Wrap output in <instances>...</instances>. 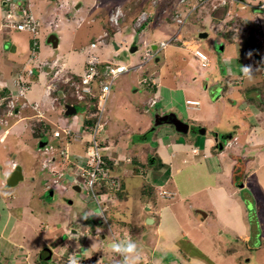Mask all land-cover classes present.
I'll return each instance as SVG.
<instances>
[{
  "label": "rangeland",
  "instance_id": "1",
  "mask_svg": "<svg viewBox=\"0 0 264 264\" xmlns=\"http://www.w3.org/2000/svg\"><path fill=\"white\" fill-rule=\"evenodd\" d=\"M5 1L0 0V89L9 87L14 104L26 102L27 107H20L18 114L0 115L2 135L3 130L17 123L4 142H0V183L11 171L13 160L22 166L24 174V180L13 188L5 189L0 185L2 263L18 264L14 260L16 255L22 260L27 257L26 264H37V253L48 246L54 251L51 264H64L63 257H70L74 251L93 254L100 264H126L125 259L131 264H264L263 132L260 126L253 127L252 132L255 131L251 136L242 134L240 143L223 150L217 149L214 140L218 134L220 141L226 144L229 131L234 132L238 127L245 129V123H254L252 114L249 115L251 103L246 101V91L241 92L240 88L258 84L264 77L259 75L255 63L249 68L245 59L234 60L238 51L241 57L253 42L254 24L251 21L243 23L252 19L250 7L239 9L233 0L225 7L232 15H223L218 20L225 19L224 25L236 21L242 29L246 25L245 30L237 28L240 34L249 31L240 36L242 40L227 43L224 31H217V25L209 17L219 10L224 11L221 6L214 8L217 4L214 0H10V9L20 3L25 11L33 13L38 21L36 35L3 25L7 21ZM246 1L248 4L251 0ZM108 5H113L108 12L109 25L104 16V8ZM132 6L142 7L137 15L144 11V15L158 16L150 20L142 36L131 27H124L123 21L120 31L111 22V16L119 8L126 19V12L130 11L126 8ZM24 10L19 12L18 21L24 18ZM188 11L190 15L179 40L170 42L157 54L159 62L149 60L138 70L149 49L143 41L153 44L170 40L174 34L173 25L166 24H176L177 15ZM236 13L240 16H235ZM129 20L132 22L133 17ZM106 25L116 32L105 39V44L92 48L91 43L100 39ZM262 25L264 29V21ZM200 32H208V36L200 38ZM53 33L59 38L56 48L47 43L48 36ZM34 39L38 42L36 60L32 57ZM4 40L17 46V53L6 56L2 50ZM196 45L207 54L213 67L201 65L194 53ZM133 47L137 49L132 50ZM222 47L227 49L225 56L219 55ZM89 55L101 62L130 67L125 75L123 73L114 81L103 117V122L109 123L106 144L117 152L122 148L123 157L114 158L118 186H111L115 191L103 192L109 191L110 196H101L102 212L94 201L87 200L85 186L80 192L74 188V184L83 183L80 169L73 168L60 155L64 148L68 149L70 157L74 149L82 152L84 143H92V133L82 130L76 141L65 140L63 135L59 139L53 137L54 126L48 123L50 128H38V135L34 134L35 123L32 124L34 120L30 117L26 121L28 126L25 122L18 124L21 117L35 112L32 104H38L40 110L45 111L54 98L61 100L62 106L69 102L76 105L78 112L70 117L87 113L90 107L79 105L67 81L70 76L83 73ZM6 57L11 64L6 62ZM62 62L66 65L62 66ZM25 63L26 69H32L34 75L24 82L29 86L26 98L17 102L14 97L18 96L20 88L14 74ZM48 65H56L59 69L55 68L54 72L60 71L57 85L62 86L65 97L45 93L49 82ZM173 74L177 76L174 78ZM140 77H154L160 82L154 93L159 105L200 127L195 135L179 133L168 124L155 126L157 112L154 108L147 112L152 119L146 132L138 131L133 122L120 119L127 113L125 119L129 120L133 106L145 104L152 96L150 89L138 83ZM64 83L70 89L64 88ZM262 86L264 92V84ZM188 99L199 100L200 104L187 106ZM137 121L142 123L140 119ZM201 128L206 134L199 133ZM163 132L172 136L162 137ZM99 138L103 141L102 135ZM248 139L250 144L243 149L242 142ZM42 140L47 142L44 148L39 145ZM169 141H173L171 145ZM194 147L199 154L193 153ZM51 152L56 161L50 163L47 158ZM128 156L134 157L136 162L126 161ZM51 166L59 168L62 174H53ZM236 167L240 169L236 179H241V169L246 173L257 169L249 182L235 183ZM148 183L165 186L169 195L162 196L156 187L153 200H146L145 196L141 199L142 186L146 184V188ZM38 206L45 209L40 211ZM203 211L207 214L205 218L199 214ZM109 227L119 246H109L114 242ZM72 231L78 235L73 236ZM128 243L135 245L131 252L126 250Z\"/></svg>",
  "mask_w": 264,
  "mask_h": 264
},
{
  "label": "built area",
  "instance_id": "2",
  "mask_svg": "<svg viewBox=\"0 0 264 264\" xmlns=\"http://www.w3.org/2000/svg\"><path fill=\"white\" fill-rule=\"evenodd\" d=\"M212 2V0H210ZM217 2L214 5V8H218L219 6L224 7L228 4L229 0H214ZM252 7L258 8L259 10H264V0H251ZM22 11L24 9H21ZM25 16L21 21H18L16 15H12L10 13L6 14V22L5 26L8 27H16L18 30H25L37 34L38 21L33 16L32 12L25 11ZM146 12L140 13L139 16L133 21V28L135 30L143 28L145 22L149 19L148 15H144ZM190 15V11L183 12L181 15H177L175 21L178 25L183 26ZM124 13L119 10L114 12L111 16V22L116 26L118 31L121 28L120 21L123 19ZM262 18L259 15H255L253 18V24L256 28L254 38L256 40V46H261L264 49V29L262 25ZM109 36L108 32L105 31L104 34L98 39V41H94L91 43L92 48H96L99 44H105V39ZM168 42L162 41L161 47L167 45ZM38 46V42L36 39L33 41V54L32 57L35 60L36 58V47ZM196 54L203 60H207V56L201 52L200 50L196 51ZM147 57H151L150 53H147ZM205 64V62H204ZM128 71V67L123 64H113L107 62L99 61L95 56L89 55L87 60V67L85 69L84 74L80 77V81L72 80L70 85L74 88L75 93L77 95L78 100L91 99L95 101V105L97 108L96 117L97 120L93 126H90V130L92 133V143H90V147L88 149V164L83 167V171L81 173L83 179V185L86 187L88 191V196L100 207L101 210V201L99 198V188L102 187L103 182L108 180L110 185L117 186V181L112 177L113 172L112 169L106 167L104 153L102 152V148L100 146V135L103 132V127L105 122H103V117L106 109L107 102L111 96L112 85L116 78H118L121 74ZM26 76L31 77L34 74L32 69H29L26 72ZM19 97H23L25 95L26 90L28 89V85L20 81L19 83ZM48 93L52 94L57 91L58 85L57 83H52L48 85ZM17 96V97H18ZM14 100L10 102L9 108L13 109L15 107ZM155 100H152L151 104L153 105ZM190 105L199 104L198 101H187ZM37 108V107H35ZM10 115L11 112L9 111ZM63 131L67 136L71 135L70 128H64ZM60 131L55 130L53 135L55 137L60 136ZM61 154L65 158H69L68 149H61ZM16 166V163H13V168ZM162 196L169 195L165 190L160 192ZM102 212V210H101ZM111 235L114 237V242L118 245L119 242L116 239L114 232L111 228ZM119 246V245H118ZM126 264H131L128 259H125ZM64 264H100L98 259L93 254H85L80 251H74L70 257H67L64 261Z\"/></svg>",
  "mask_w": 264,
  "mask_h": 264
},
{
  "label": "crops",
  "instance_id": "3",
  "mask_svg": "<svg viewBox=\"0 0 264 264\" xmlns=\"http://www.w3.org/2000/svg\"><path fill=\"white\" fill-rule=\"evenodd\" d=\"M18 5V4H17ZM237 6H238V8L239 9H242L243 8V10L245 9V8H247V6H245V7H241L240 6V4H237ZM15 9L17 10V12H16V14H17V19L19 18V12H20V14H21V9H23V6L19 3V5L17 6V7H15ZM210 8L208 7V10H209ZM222 10H219V12H216V13H213L214 14V16L213 15H210L209 17H210V19H211V21H212V23H215L216 25H217V31L219 30H222V31H224V33L226 34V37L224 38V40L227 42V43H236L235 41L236 40H242V38L240 37V36H243L244 34H246L247 32H249V31H247V32H245V33H241L240 34V32H239V30H237V28H241L242 29V25L241 24H238L236 21H232V22H230L229 24L227 23L226 25H224V21H225V19H220V20H218V18H221V16H223V12H221ZM251 11V14H252V17H254V13L252 12V10H250ZM33 14V13H32ZM218 15V16H217ZM240 15V14H239ZM34 16V15H33ZM205 16V15H204ZM211 16H212V18H211ZM200 17V16H199ZM251 17V18H252ZM201 18V17H200ZM243 18V17H242ZM244 19V18H243ZM246 19V18H245ZM19 20V19H18ZM252 20V19H251ZM250 21V20H249ZM249 21H244L243 23H246V22H249ZM4 25V24H3ZM169 25H173V24H166V26H169ZM244 28L242 29V30H245L246 29V25L245 26H243ZM172 33L173 32H175L176 31V26L175 25H173L172 26ZM252 37V36H251ZM221 39H223L222 37H221ZM220 39V45H222L223 44V42H222V40ZM184 44L185 43H188L186 40H184V42H183ZM226 43V44H227ZM226 44H224V45H226ZM11 46H12V53L11 52H8V54L6 55V56H8V55H10V54H12V55H14L15 53H17V51H18V47L17 46H15V45H13V44H11ZM253 46H254V39H253V42H252V45H250V46H247V48H246V50L245 51H247V52H249V53H244L241 57L239 56V51L237 52V55H235V57H234V60L236 59V61L237 62H240V60H243V59H245V62H246V64H247V66L250 68V64L252 65L253 63H255L256 64V66L258 67V71H259V75L260 76H262V77H264V69L261 67V60L260 59H256V56H255V53H254V50H253ZM194 47H199V46H194ZM224 47H222L221 49H223ZM227 51V49H223V51H221L222 53H219V55H226L227 53H224V52H226ZM244 51V52H245ZM261 57H263V55H261ZM37 59V55H36V58H35V60ZM160 61V59L158 58V62ZM6 62L9 64L10 63V61L9 60H7V57H6ZM14 62V61H13ZM157 62V61H156ZM12 63V62H11ZM10 63V64H11ZM62 64V66L63 65H66L64 62H62L61 63ZM119 64H122V63H119ZM49 67H47L46 68V76L47 77H49V82L47 83V86H46V94L48 95V96H50L49 95V93H48V85L50 84V82H51V80L52 79H56L57 77H59V78H61L60 77V75H58L57 73H60V71H56V73L54 72L55 71V68H57L56 67V65H48ZM26 63L25 64H22L21 65V67L20 68H18L16 71H15V73L16 74H14L15 75V79H16V83L18 84L20 81H22L23 83L24 82H26V80H30V78L31 77H33V75H31V77H29V76H26V72L28 71L27 69H26ZM86 67H87V62H86ZM86 67H85V69H86ZM209 67H213V65H212V63H211V61H210V64H209ZM143 68V67H142ZM56 70H59L58 68L56 69ZM139 70V69H138ZM85 72V70L83 71V73ZM82 73V74H83ZM82 74H80V75H77V74H75V75H72V76H70V79H72V78H74V76H81ZM123 75H125V73L123 74ZM143 75V74H142ZM250 76H251V73L249 74ZM248 74H247V76H249ZM120 76H122V75H120ZM177 75H175V74H173V77L175 78ZM244 76V75H243ZM258 76V75H257ZM143 77V76H142ZM142 77H140L139 79H137L138 80V83L140 84V79L142 78ZM69 79V80H70ZM75 79V78H74ZM264 82V78L261 80V82ZM215 84V83H214ZM255 84V83H254ZM253 83H251V85H249L248 87H250V86H252V85H254ZM19 85V84H18ZM66 84L64 83L63 84V86H65ZM141 85V84H140ZM2 87H4V86H2ZM67 87V89H70L67 85L64 87V88H66ZM10 91H11V89L9 88V87H7ZM145 89H150V88H148V87H146ZM3 89H0V92L2 91ZM155 89H150V92L152 91V96H150L148 99H147V101H146V103L144 104V103H142V105L141 106H138V105H135V106H133L134 108L132 109L133 110V112L131 113V116H129V120H126L125 118H127L128 117V114L127 113H125V114H123V116H121L120 117V119L122 120V121H124V122H126V121H129V122H133L134 124H136V128H137V130L138 131H140V132H146V130H147V124L149 123V121H150V119H152V116H150V115H148V113H150L151 112V109H153L154 108V111H156L157 112V114H160V115H163V114H167V113H170V112H172V111H165L166 109H168V107H166V108H162L163 106H160L159 105V102L157 101V99H156V95L154 94L155 92H156V90L154 91ZM240 91L242 92V91H245V89H243V88H240ZM112 94V93H111ZM58 95L60 96V98L61 97H65L66 95H65V92L64 91H62V90H60L59 91V93H58ZM244 95H246L247 97H246V101H248L249 103H251L250 104V106H251V109H252V111L249 113V115L250 114H252V117H251V119L253 120V122L254 123H245V129H240V127H238L237 129H235V131L234 132H230L229 131V133L227 134V138H228V140H230L232 137H234L235 136V138H233L231 141H230V144H229V146L226 148H224V149H228V148H230V147H232V146H234L235 144H237V143H240L241 142V138H242V134H246L247 133V135H249L250 134V136H251V133H253L255 130H253V132H252V129H253V127H256V126H260L259 128V130H260V132H263L262 134L264 135V111H261L259 108H258V106L256 105V103H253V102H250L249 100L250 99H257V98H259L260 96H261V93L260 92H246ZM111 97V96H110ZM151 99H153V100H156V103L152 106L149 102H150V100ZM188 100H194V99H188ZM188 100H186V101H188ZM69 103H71V102H69ZM248 103V104H249ZM85 107H87V106H85ZM40 108V107H39ZM162 109H164V110H162ZM42 110V112H44V114H45V118H44V122L45 123H48V124H50V125H53L54 126V128L53 129H57V128H59V127H65V126H68V128H71L72 129V132H73V137L74 138H72V139H70V140H77V137H80V134H81V131L82 130H88L89 131V129H87V126L88 125H86L85 124V119L86 118H88L90 115V109L88 110V112L87 113H85V114H83V115H78V116H74V117H70V116H65V113H64V107L62 106V101L61 100H57V99H55L54 98V102L52 103V105H51V107H49V108H46V110L44 111L43 109H41ZM145 110V111H144ZM165 111V112H164ZM148 112V113H147ZM33 114V113H32ZM32 114H30V115H28V116H32ZM60 114H62L63 116H64V118L63 117H61V115ZM13 116H15V115H13ZM28 116H25V117H21L19 120H18V124H22L23 122H25L26 123V121L28 120L27 119V117ZM113 117V116H112ZM137 119H140L141 121H142V123L140 122V121H137ZM244 120L246 121L247 120V118L246 117H244ZM260 124V125H259ZM15 125H17V123L15 124ZM15 125H12V126H10L9 128H7V129H5V131L3 130L2 132H4V134L2 135L1 133H0V142H4V139H6L7 138V136L9 135V133L12 131V129H13V127L15 126ZM26 125L28 126V123H26ZM108 125H109V123L106 121V126H105V128H104V131H103V134H102V139H103V141L101 142V144H102V147H103V153L105 154V158H107V161L108 162H110L111 163V168H112V172L114 173V178L115 179H117V181H118V175H116L115 174V170H116V168H115V160H114V158H116V157H123L122 156V153L120 152L121 150H122V148H120V151H115V150H113V149H110L109 148V146L106 144L107 143V141H106V139L108 138V130H107V127H108ZM249 125H251V126H249ZM262 125V126H261ZM4 126V125H3ZM251 128V129H250ZM248 129H250V130H248ZM164 132H165V130H164ZM164 132H163V135H162V137H165V136H172V135H169V134H165L164 135ZM259 134V136H261V134L260 133H258ZM61 136H62V134H61ZM172 138V137H171ZM250 138V137H249ZM59 139V138H58ZM173 139V138H172ZM262 139H264V136L262 137ZM227 140V141H228ZM61 142H64V139H62L61 140ZM118 142V140H115V143H117ZM172 142L173 141H169V145H171L172 144ZM89 142H86V143H84V146H81L82 147V152L81 151H79V150H76V149H74V152H72L71 153V157H70V165L73 167V168H79L80 169V173L83 171V167H85V165L87 164V160H88V158H87V148H88V146H89V144H88ZM248 144H250V139H248V140H245L244 142H242V146H243V149H246V146L248 145ZM186 150L188 149V148H185ZM179 150V149H178ZM186 150H184V151H186ZM192 151H193V153H195V154H199V150L197 149V148H193V149H191ZM221 150V149H220ZM176 153V152H175ZM175 153L173 154V155H175ZM81 154H84V155H81ZM182 154H186V153H182ZM174 156H172V158H173ZM133 159H134V157H132V158H129V156L128 157H126V161H130V162H134L133 161ZM54 161H56V156H54V154H53V152H51L50 153V155L48 156V158H47V162H54ZM184 162H185V160H184ZM12 163H17L16 161H12L11 162V164ZM18 164V163H17ZM262 165H264V162L263 163H261ZM238 165V164H237ZM45 166V165H44ZM46 167H48V165L46 166ZM238 168V167H237ZM11 169H12V166H11ZM257 169V168H256ZM256 169H253V170H251L249 173H246V172H243V170L241 169V172H242V177H241V179H239L237 182H240V180H243V183L244 182H249L250 180H252V179H250L252 176H253V172H255V170ZM240 169L238 168V171H239ZM51 171H52V173L53 174H55V175H61L62 173L59 171V168H57V167H55V166H51ZM234 172H235V169H234ZM137 173V172H136ZM245 173V174H244ZM143 176H145V172H143ZM245 176V178H243ZM234 181H236L234 178H233V182ZM169 182V180L166 182V183H168ZM236 182V183H237ZM242 183V182H241ZM149 184V183H148ZM146 184H144L143 186H142V188H143V190H144V186H145ZM151 187V188H153L154 189V191H155V188L157 187V189L156 190H160V189H165V186L164 187H161V185L160 186H155V185H153V184H149L147 187ZM80 183H76V184H74V188L76 189V190H78L79 192L81 191L80 190ZM123 189V188H122ZM143 190H141V195H140V198L141 199H143L144 197H142V193H143ZM154 194V193H153ZM105 196H110V194H108V195H105ZM143 196H145V195H143ZM146 200H149V198H145ZM87 200H89L88 198H87ZM90 201V200H89ZM143 202V201H142ZM40 209V211H43L44 209H45V207H42V206H38ZM199 214H201V213H199ZM201 216H202V218H205V217H207V215L206 216H204L203 214H201ZM153 222H154V220H153ZM21 253H22V251H21ZM26 253V252H25ZM17 260V263L18 264H26L27 262V257L25 258V260H22L21 258H19L18 259V256H16L15 255V258H14V260ZM19 260V261H18Z\"/></svg>",
  "mask_w": 264,
  "mask_h": 264
},
{
  "label": "clouds",
  "instance_id": "4",
  "mask_svg": "<svg viewBox=\"0 0 264 264\" xmlns=\"http://www.w3.org/2000/svg\"><path fill=\"white\" fill-rule=\"evenodd\" d=\"M233 1H235V0H233ZM229 2H231L232 3V0H229ZM229 2H228V4H229ZM237 2V1H236ZM238 4L239 3H241L240 1L239 2H237ZM244 4H245V6H249L250 7V9L252 10V12L254 13V16L255 15H259L261 18H262V20L264 21V15H263V13L261 12V10L258 12V11H256L255 10V8L254 7H252L250 4H251V1L247 4V1L245 0L244 2H243ZM228 4L226 5V6H224V7H222V8H220V9H223L224 8V11H223V15L224 16H229V15H232L231 14V12L229 11V10H227L225 7H227L228 6ZM244 6V7H245ZM258 9V8H257ZM259 10V9H258ZM119 11H121V12H123L120 8H119ZM144 12V11H143ZM142 12V13H143ZM140 15V14H139ZM139 15H137V16H139ZM240 16L239 15V13H236V15L235 16ZM137 16L136 17H133V20H132V22H131V26H129V27H131L132 29H134L133 28V26H132V24H133V21L137 18ZM223 16V17H224ZM157 17L158 16H156V15H154V14H150V16H149V19L145 22V24L143 25V28H140V29H137V30H135L138 34H140L141 36H142V33L146 30V27H147V24L148 23H151V21H153V19H157ZM237 18V17H236ZM253 18L254 17H252V20H250L251 22H253ZM125 20V18L122 20L121 19V21H120V24H121V22L122 21H124ZM151 20V21H150ZM188 20V19H187ZM186 20V21H187ZM150 21V22H149ZM249 21V22H250ZM185 24H186V22H185ZM185 24L183 25V26H180V25H178L177 23L176 24H173V25H175L176 26V31L174 32V34H173V37L170 39V40H162V41H166V42H168L167 43V45L166 46H164V47H161V42L162 41H160V42H156V43H153V44H156L157 45V48L154 50L153 48H152V45L153 44H148L146 41H143V43H144V45L146 46V47H149V49H147L146 51H145V55H144V58H143V60H144V62L143 63H141L138 67H137V69H141L142 67H143V65L146 63V62H148L149 60H154L155 59V61H157V59L159 58L160 59V57H157V54L158 53H160L161 51H163L169 44H170V42H172V41H177V40H179V36H180V33L182 32V28L185 26ZM121 26V25H120ZM115 28H116V26H114ZM122 27V26H121ZM125 27V26H124ZM117 29V28H116ZM121 29V28H120ZM118 30V29H117ZM105 31H107V30H104V32ZM120 31V30H119ZM108 32V31H107ZM118 32V31H117ZM201 33V32H200ZM208 33V32H207ZM109 36H110V33H109ZM254 36V35H253ZM253 39H254V46H253V50H257V49H260L261 50V52H262V55H263V57L260 59L261 60V67L264 69V49L261 47V46H256L257 44H256V40H255V38L253 37ZM184 42V41H183ZM186 44V43H185ZM187 45V44H186ZM119 48V47H118ZM197 50H200L201 52H203L202 50H201V48H198V47H195V56H197L200 60H201V65L203 66V67H209V64H210V60H209V58H208V56H207V54H205L204 52V54L207 56V60H205V61H203L197 54H196V51ZM147 53H150V55H151V57H147ZM158 62V61H157ZM204 62H205V64H204ZM124 65V64H123ZM130 69V67L128 68V70ZM127 72V71H126ZM125 73V72H124ZM34 75V74H33ZM122 75V74H121ZM80 77H82V75L81 76H79V78ZM72 80H76V78L74 79V78H72V79H70V80H68L67 82L69 83V85H70V83H71V81ZM52 81L53 82H56L57 84L59 83V78H57V80L55 79H52ZM140 84H142V85H145L146 87H148V88H150V89H158L159 87H160V82H158V81H155L154 80V77L153 78H146V77H144V78H141L140 79ZM71 86V85H70ZM60 85H58V89H57V91H55V92H53V93H59V91L61 90L60 88ZM72 87V86H71ZM28 88H29V86H28ZM73 88V87H72ZM73 90H74V88H73ZM154 90V91H155ZM75 91V90H74ZM52 93V94H53ZM52 94H49V95H52ZM15 98V101H17L18 102V100L19 99H25L26 98V92H25V95L23 96V97H14ZM78 99V98H77ZM90 100L91 99H85V100H78L79 102H87V105H85V106H87V107H89V106H91V107H96V105H95V101L94 100H92L93 101V103L92 104H94V106H92V104H90ZM152 100L153 99H151L150 100V104H151V102H152ZM188 101H198L199 102V104H200V101L199 100H188ZM155 103H156V100H155ZM154 103V104H155ZM71 104H73V103H71ZM153 104V105H154ZM75 105V104H74ZM152 105V104H151ZM152 105V106H153ZM186 105L187 106H191L190 104H188L187 103V101H186ZM198 105V104H197ZM76 106V105H75ZM17 107V109L18 108H20V107H27V103L26 102H23V103H20V105L19 104H17V105H15V107H14V109ZM31 107H32V110L33 111H35L33 114H32V116H28L27 117V119L30 117V119L31 120H37V121H40V122H44V117H45V114H44V112H42V110H40V108H39V105L38 104H32L31 105ZM35 107H37V108H35ZM64 107V106H63ZM97 109V108H96ZM64 112H65V109H64ZM77 112H78V110H77ZM97 112V111H96ZM90 113V112H89ZM6 115H8V116H10L9 114H8V112H7V114ZM12 115V114H11ZM90 115V114H89ZM66 116V115H65ZM73 116V115H72ZM105 126H106V122H105V125H104V127H103V131H104V128H105ZM64 128H68V126H65V127H59V128H57V129H53L52 130V135H53V132L55 131V130H59L61 133H60V136H58V137H55L54 135H53V137H55V138H59V137H61V134L64 136V139L65 140H70L74 135H73V132H72V129L70 128V130H71V135L70 136H67L66 135V133L63 131V129ZM87 129H89V131L91 132V130H90V126H87ZM103 134V132L101 133V135ZM101 135H100V137H101ZM232 139H230V140H228L227 142H226V144L224 143L223 144V148H227L228 146H229V144H230V141H231ZM43 141V140H42ZM45 142H46V140H44ZM39 142H41V141H39ZM101 142H102V140H100V146H101V148H102V144H101ZM90 145L91 144H89V146H88V148H87V152H88V149H89V147H90ZM219 147H217V149H218ZM223 148H221V150H223ZM49 149H52L51 148V146H49ZM102 152H103V150H102ZM69 153V152H68ZM60 155L61 156H63V154H61V150H60ZM64 157V156H63ZM65 158V157H64ZM87 158H88V160H89V157H88V154H87ZM69 163L71 162L70 161V155H69V158L67 159V158H65ZM104 159H105V154H104ZM88 160H87V164H88ZM105 163H106V161H105ZM87 164L85 165V166H87ZM11 166H12V170L13 169H15L17 166H18V164L16 163V166L13 168V163L11 164ZM47 166V165H46ZM109 168H111V166H109ZM237 168V167H236ZM112 169V168H111ZM82 173V172H81ZM80 173V174H81ZM113 178H114V173H113V176H112ZM115 179V178H114ZM116 181H117V179H115ZM54 182H56V180L54 181ZM83 182V181H82ZM118 182V181H117ZM104 184H108V185H110V183L108 182V180H106V181H104L103 182V185L102 186H104ZM80 190L82 191V188L84 187V185H83V183L82 184H80ZM110 186H112V185H110ZM118 186V185H117ZM117 186H112V187H114V188H117ZM101 189H102V187H100L99 188V198H100V201H101V196H105V195H108V194H110V193H107V192H105V193H107V194H104L102 191H101ZM162 190H165V189H160L159 191L161 192ZM87 198L90 200V201H93L89 196H88V194H87ZM101 208H102V205H101ZM101 211V210H100ZM110 228V227H109ZM113 243H115V242H113ZM116 244V243H115ZM117 245V244H116ZM119 245V244H118ZM135 248V245L134 244H131V243H128V245H127V251H129V252H131L133 249ZM66 258L67 257H63V259H64V261L66 260Z\"/></svg>",
  "mask_w": 264,
  "mask_h": 264
},
{
  "label": "trees",
  "instance_id": "5",
  "mask_svg": "<svg viewBox=\"0 0 264 264\" xmlns=\"http://www.w3.org/2000/svg\"><path fill=\"white\" fill-rule=\"evenodd\" d=\"M112 7H113V5H108L107 7H105L104 9H105V12H104V16H105V18H106V24L107 25H109V20H108V16H109V13L108 12H110V10L112 9ZM131 7V6H130ZM139 8V9H138ZM127 10H130L129 12H126L127 14H126V19H125V21H123V22H121V23H123L122 25L123 26H131V20H129V19H131V17H134L135 15H137V13L139 12V11H141L142 10V7H140V6H137V7H133L132 6V8L130 9V8H126ZM126 10V11H127ZM133 10V11H132ZM255 10L256 11H260V10H258L257 8H255ZM261 12L263 13V15H264V10H261ZM99 18H101L100 16H99ZM237 19H238V22H240V18L239 17H237ZM101 21H103L102 19H101ZM240 23H242V22H240ZM104 26L105 27V29L107 30V31H109V33H110V35H114V33L116 32L115 31V29L114 28H112V27H108V26ZM254 53H255V56H256V59H261L262 57H261V55H262V52H261V50L260 49H257V50H254ZM74 78H76V80L77 81H80V78H79V76H74ZM264 84V82L262 81V83L260 82V83H258V84H254V85H252V86H250V87H248L247 89H245V91L246 92H260L261 93V96L259 97V98H257V99H250L249 101L250 102H253V103H256V105L258 106V108L261 110V111H264V92H262V90H261V87H263L262 85ZM68 87H69V85L68 84H66ZM65 85V86H66ZM60 89H63L62 88V86H60L59 87ZM6 90V89H5ZM4 90V92L3 91H1L2 93H0V96H2V97H4L5 99L3 100V104H1L0 105V115H5L6 114V112H7V103L9 102V98H8V96H9V92L6 90L5 91ZM56 96H57V94H56ZM93 103V101L92 100H90V104H92ZM90 107V116L88 117V118H86L85 119V124L86 125H88V126H93L94 124H95V122H96V120H97V117H96V111H97V109H96V107L94 106V107H91V106H89ZM68 117V116H67ZM35 123V130H36V132H34V134L35 135H38V130L40 129V127H43V128H47V129H49L50 128V124L48 125V124H46L45 122H40V121H37V120H34L33 122H32V124H34ZM39 128V129H38ZM105 161H106V167H109V166H111V163L110 162H108L107 161V158H105ZM133 161L134 162H136V160H135V158L133 159ZM235 179H236V175H235ZM239 180V178L238 179H236V182ZM106 190H109V191H115L114 189H111V186L110 185H108V184H104V187H102V189H101V191L102 192H104V191H106ZM109 191H107V193L109 192ZM119 192V191H118ZM117 192V193H118ZM155 194V192L153 191V188H151L150 186L149 187H146V188H144V190H143V193H142V197H143V195H145V198L147 197V198H149V199H154V194Z\"/></svg>",
  "mask_w": 264,
  "mask_h": 264
},
{
  "label": "water",
  "instance_id": "6",
  "mask_svg": "<svg viewBox=\"0 0 264 264\" xmlns=\"http://www.w3.org/2000/svg\"><path fill=\"white\" fill-rule=\"evenodd\" d=\"M237 2H241L239 3L241 7H244L245 4L243 3L245 0H235ZM81 4L77 5L80 6ZM208 36V33L207 32H201L199 34V37L200 38H206ZM47 43L50 44L52 47L56 48L58 47V44H59V38L58 36L53 33L51 35L48 36L47 38ZM116 48H118V46L116 45V43L114 42ZM152 48L155 50L157 48V45L156 44H153L152 45ZM137 47H133L132 50H136ZM158 61V59H157ZM79 105L81 106H85L87 105V102H79ZM92 106H94V104H92ZM64 109H65V115L66 116H72L74 114L77 113V108L74 104H71V103H66L64 104ZM163 124H168V125H172L174 126L175 130L179 133H182V134H188V133H192V128H193V125L185 122L184 120L180 119L176 112H170V113H167V114H163V115H160V114H157L155 116V126H160V125H163ZM200 134H206V130L204 128H201L200 129ZM195 135V133H194ZM40 147L44 148L46 145H47V142L45 141H41L39 143ZM219 148L218 149H221L223 148V145L222 144H219L218 146ZM153 161H151L152 163ZM6 188H12V187H15L17 186L20 182H22L24 180V174H23V169H22V166L18 165L15 169L11 170L7 175H6ZM201 214H203L204 216H206L207 214H205L206 212H200ZM71 234L73 236H77L78 235V232H74L73 231L71 232ZM104 238V236H103ZM109 246H116L115 243H110Z\"/></svg>",
  "mask_w": 264,
  "mask_h": 264
},
{
  "label": "flooded vegetation",
  "instance_id": "7",
  "mask_svg": "<svg viewBox=\"0 0 264 264\" xmlns=\"http://www.w3.org/2000/svg\"><path fill=\"white\" fill-rule=\"evenodd\" d=\"M13 2V1H12ZM4 5L6 6V7H8V8H6L7 10H6V13H10V14H12V15H15L16 14V12H15V8H13V9H10L11 7V5H12V3L10 2V0H6L5 1V3H4ZM15 7H17L18 5L16 4V5H14ZM4 26H5V23H4ZM5 27H7V26H5ZM9 41H6V40H4L3 41V44H2V46H3V48H2V50H3V52H5V55H7L8 54V52H11L12 53V46H11V44H7ZM5 49V50H4ZM7 90L9 93H11V91L8 89V88H3V92H4V90ZM5 90V91H6ZM0 93H2V92H0ZM8 98H9V102L6 104L7 106H8V109H7V112H11V114H18L19 113V108L17 109V107L14 109H11V108H9V104H10V102L11 101H13L12 100V96L9 94V96H8ZM5 98H1L0 97V105L1 104H3V100H4ZM2 100V101H1ZM10 114V115H11ZM183 120V119H182ZM189 123V122H188ZM190 124H192V123H190ZM158 127V126H157ZM172 127H174V126H172ZM199 128L200 127H195V125L193 126V128H192V133H196L198 130H199ZM215 139V145H216V147H218L219 146V144H224L223 143V141H220V138H219V136H218V134H215V137H214ZM12 170V169H11ZM237 171H238V168H235V172H234V178H235V175H236V173H237ZM4 175V173H2V176ZM7 175V174H6ZM6 175H5V178H6ZM3 179V181L0 183V185L2 184L4 187H5V189H9V188H6V179ZM236 180V179H235ZM236 183V182H235ZM13 188V187H12ZM53 257H54V251H53V249L52 248H50V247H45V248H43V249H41L38 253H37V255H36V262H37V264H51V262L53 261ZM0 264H3L2 263V261L0 260Z\"/></svg>",
  "mask_w": 264,
  "mask_h": 264
}]
</instances>
